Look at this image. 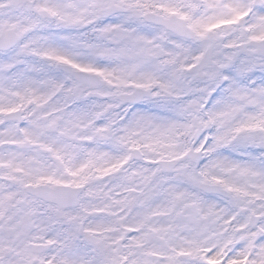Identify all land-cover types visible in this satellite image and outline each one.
Listing matches in <instances>:
<instances>
[{
	"label": "snow or ice",
	"instance_id": "1",
	"mask_svg": "<svg viewBox=\"0 0 264 264\" xmlns=\"http://www.w3.org/2000/svg\"><path fill=\"white\" fill-rule=\"evenodd\" d=\"M0 264H264V0H0Z\"/></svg>",
	"mask_w": 264,
	"mask_h": 264
}]
</instances>
